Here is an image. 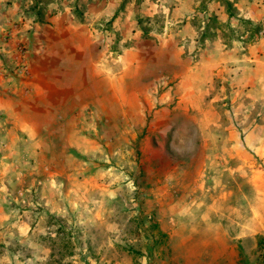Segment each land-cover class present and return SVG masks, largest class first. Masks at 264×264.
<instances>
[{
    "label": "rangeland",
    "instance_id": "rangeland-1",
    "mask_svg": "<svg viewBox=\"0 0 264 264\" xmlns=\"http://www.w3.org/2000/svg\"><path fill=\"white\" fill-rule=\"evenodd\" d=\"M147 19L157 27L165 15ZM207 27L210 36V28H219L226 48L239 40L241 52L259 36L250 33L259 26L247 23L230 28L211 19ZM194 45L193 53L204 43ZM222 82L205 96L209 121L174 100L153 123L157 106H147V93L137 91L118 118L104 112L79 123L67 152L37 153L34 144L19 153L17 138L0 137V264H217L225 255L239 264L256 240L255 224H264V89L256 102L252 84L242 93ZM51 158L63 165L54 163L66 183L62 200L42 186L52 175ZM38 211L46 225L35 244L26 231ZM263 247L251 250L254 259Z\"/></svg>",
    "mask_w": 264,
    "mask_h": 264
},
{
    "label": "crops",
    "instance_id": "crops-1",
    "mask_svg": "<svg viewBox=\"0 0 264 264\" xmlns=\"http://www.w3.org/2000/svg\"><path fill=\"white\" fill-rule=\"evenodd\" d=\"M159 14L165 20L157 27L146 23ZM211 19L230 28L259 26V36L246 52L239 50V40L226 48L218 27L208 35ZM198 41L204 46L193 53ZM22 65L25 70L19 74ZM10 66H16L13 72H8ZM217 79L229 80L228 86L242 93L252 84L258 90L255 101L262 100L264 0H0V137L17 138L19 153L34 144L37 153L46 147L53 154L69 151L67 139L79 123L100 120L104 112L118 118L121 105L135 104L137 91L147 93V106H157L153 123L174 100L195 112L197 120L209 121L212 103L205 96L224 86ZM25 139L30 140L26 150ZM55 161L47 162L53 165L52 175L42 186L47 183L56 200H62L66 183L57 178L54 169L62 164ZM200 182L205 185L206 180ZM37 214L26 231L35 244L46 225L41 211ZM48 214L64 216L60 211ZM262 223L255 224L256 240L243 249L239 264H264V249L259 260L251 254L255 246L263 247ZM217 264L237 263L225 255Z\"/></svg>",
    "mask_w": 264,
    "mask_h": 264
},
{
    "label": "trees",
    "instance_id": "trees-1",
    "mask_svg": "<svg viewBox=\"0 0 264 264\" xmlns=\"http://www.w3.org/2000/svg\"><path fill=\"white\" fill-rule=\"evenodd\" d=\"M258 32H259V27H253V29L250 31V33H252V34H258ZM259 241H260V239H259Z\"/></svg>",
    "mask_w": 264,
    "mask_h": 264
}]
</instances>
